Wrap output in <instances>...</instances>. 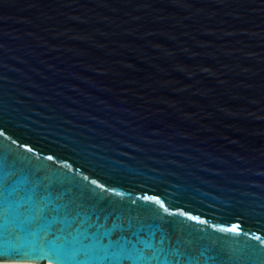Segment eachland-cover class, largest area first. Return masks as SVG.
<instances>
[{
    "label": "water",
    "instance_id": "95a60500",
    "mask_svg": "<svg viewBox=\"0 0 264 264\" xmlns=\"http://www.w3.org/2000/svg\"><path fill=\"white\" fill-rule=\"evenodd\" d=\"M0 132V243L264 264V0H0Z\"/></svg>",
    "mask_w": 264,
    "mask_h": 264
},
{
    "label": "snow or ice",
    "instance_id": "6c2138e0",
    "mask_svg": "<svg viewBox=\"0 0 264 264\" xmlns=\"http://www.w3.org/2000/svg\"><path fill=\"white\" fill-rule=\"evenodd\" d=\"M3 133L0 132V136ZM15 180H11L8 184H15ZM4 180L0 177V186H3ZM17 186V185H16ZM18 187V186H17ZM19 188V187H18ZM8 209H5L7 211ZM17 217L20 215L19 208L13 209ZM56 211H58L56 209ZM16 225L14 222H9L5 217V222L3 225H0V240H2L3 231L10 225ZM230 232H239V226L235 228L228 229ZM31 235L32 240L29 244H21L19 247H10L6 244L0 243V264H3L5 260L9 259H20L22 251H29L33 253L27 258L35 260L36 256L34 253H41L47 256L48 264H91L88 260H79L78 257L83 255L85 257H91L93 253L97 250H101V245H95L94 247H89L83 245L80 241L69 240V238H62L61 236L52 233V239H47L45 236L47 233L43 229H34L28 233ZM84 235V234H81ZM256 240H261V237H255ZM57 241H61L57 243ZM102 250L107 253V248L112 247L111 244L104 246L102 245ZM15 253V255H13ZM121 256L117 257L115 260L112 259L108 254L105 256L107 264H123L124 261H130L131 264H138V259H134L126 250L121 249ZM155 259V256H153Z\"/></svg>",
    "mask_w": 264,
    "mask_h": 264
}]
</instances>
